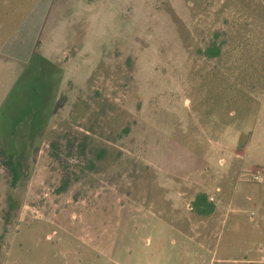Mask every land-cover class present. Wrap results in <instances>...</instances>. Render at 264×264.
Instances as JSON below:
<instances>
[{
    "label": "rangeland",
    "instance_id": "obj_1",
    "mask_svg": "<svg viewBox=\"0 0 264 264\" xmlns=\"http://www.w3.org/2000/svg\"><path fill=\"white\" fill-rule=\"evenodd\" d=\"M0 149V264H264V0H0Z\"/></svg>",
    "mask_w": 264,
    "mask_h": 264
},
{
    "label": "trees",
    "instance_id": "obj_2",
    "mask_svg": "<svg viewBox=\"0 0 264 264\" xmlns=\"http://www.w3.org/2000/svg\"><path fill=\"white\" fill-rule=\"evenodd\" d=\"M218 53L219 47L213 45L208 48V56H215ZM57 156L58 155L55 152L52 153V157L57 158ZM23 159L24 154L18 150L6 151L4 149H0V162L10 172L12 177V185H14L20 178ZM193 205L196 211L200 214L205 215L210 211L209 205L206 204V195L204 193H200L196 196Z\"/></svg>",
    "mask_w": 264,
    "mask_h": 264
}]
</instances>
